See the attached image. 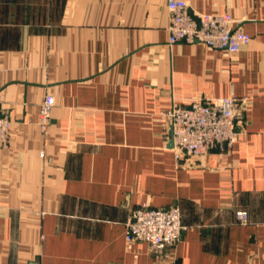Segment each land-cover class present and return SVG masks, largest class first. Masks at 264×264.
<instances>
[{"label":"crops","instance_id":"0c3cea01","mask_svg":"<svg viewBox=\"0 0 264 264\" xmlns=\"http://www.w3.org/2000/svg\"><path fill=\"white\" fill-rule=\"evenodd\" d=\"M168 1L0 0V264H264V0H186L232 14L236 53L170 44ZM231 95L232 148L178 161L164 114ZM141 204L181 208L174 248L126 240Z\"/></svg>","mask_w":264,"mask_h":264},{"label":"built area","instance_id":"2783aa9c","mask_svg":"<svg viewBox=\"0 0 264 264\" xmlns=\"http://www.w3.org/2000/svg\"><path fill=\"white\" fill-rule=\"evenodd\" d=\"M169 43H205L208 47L238 52L249 44L251 35L229 12L194 14L186 0H169ZM3 95L0 91V148L9 140L12 120L2 110ZM235 96L195 99L189 105L174 104L164 115L169 122V135L178 161L195 159L214 150L231 149L238 140V106ZM55 105L53 94H46L39 112V123L44 132L50 126L51 112ZM238 220L248 221V212L238 210ZM186 226L178 205L154 208L141 204L131 209L126 222V240L147 242L154 253L174 248L181 240Z\"/></svg>","mask_w":264,"mask_h":264},{"label":"water","instance_id":"95a60500","mask_svg":"<svg viewBox=\"0 0 264 264\" xmlns=\"http://www.w3.org/2000/svg\"><path fill=\"white\" fill-rule=\"evenodd\" d=\"M171 145H173V142H171Z\"/></svg>","mask_w":264,"mask_h":264},{"label":"rangeland","instance_id":"374dc122","mask_svg":"<svg viewBox=\"0 0 264 264\" xmlns=\"http://www.w3.org/2000/svg\"><path fill=\"white\" fill-rule=\"evenodd\" d=\"M6 146V145H5Z\"/></svg>","mask_w":264,"mask_h":264}]
</instances>
